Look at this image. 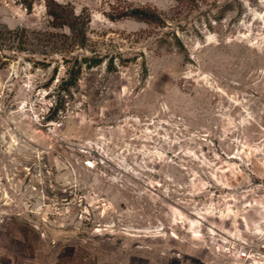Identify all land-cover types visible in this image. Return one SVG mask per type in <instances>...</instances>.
Here are the masks:
<instances>
[{
	"label": "rangeland",
	"instance_id": "rangeland-1",
	"mask_svg": "<svg viewBox=\"0 0 264 264\" xmlns=\"http://www.w3.org/2000/svg\"><path fill=\"white\" fill-rule=\"evenodd\" d=\"M53 1L0 0V264L264 246V0Z\"/></svg>",
	"mask_w": 264,
	"mask_h": 264
},
{
	"label": "trees",
	"instance_id": "trees-1",
	"mask_svg": "<svg viewBox=\"0 0 264 264\" xmlns=\"http://www.w3.org/2000/svg\"><path fill=\"white\" fill-rule=\"evenodd\" d=\"M27 8L30 7V3L32 0H22ZM46 13L51 18L52 24H60L61 19L63 18V6L60 4L55 3L53 0H44ZM63 24V23H61ZM6 33H14L16 34L17 31L13 30L10 31L8 29H0V39H3L6 35ZM15 36V35H14ZM5 39V38H4ZM79 69V65L77 66V71ZM77 71H74L73 69H69L67 72V77L62 79L59 86L60 88L65 91L68 95H70L69 86H72L75 84L77 79ZM58 108L57 106L54 107L53 111L49 113L48 115H45L43 118L44 120H52L56 118Z\"/></svg>",
	"mask_w": 264,
	"mask_h": 264
},
{
	"label": "built area",
	"instance_id": "built-area-1",
	"mask_svg": "<svg viewBox=\"0 0 264 264\" xmlns=\"http://www.w3.org/2000/svg\"><path fill=\"white\" fill-rule=\"evenodd\" d=\"M227 252L239 261V264H264V246H254L242 241L235 246L227 247Z\"/></svg>",
	"mask_w": 264,
	"mask_h": 264
}]
</instances>
